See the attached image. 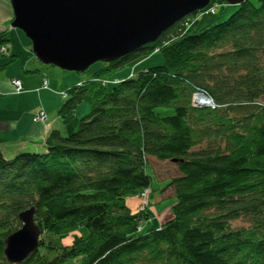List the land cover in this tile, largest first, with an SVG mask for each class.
Segmentation results:
<instances>
[{
  "label": "trees",
  "instance_id": "trees-1",
  "mask_svg": "<svg viewBox=\"0 0 264 264\" xmlns=\"http://www.w3.org/2000/svg\"><path fill=\"white\" fill-rule=\"evenodd\" d=\"M208 7L82 71L93 76L70 86L58 110L68 124L88 103L73 133L53 129L43 152L8 158L0 148V264H12L6 238L32 208L39 245L16 264H264V0L202 26ZM156 53L162 64L136 69ZM200 93L215 107H197ZM154 159L174 164L164 191L176 201L146 232L148 211L123 202L150 187ZM240 219L248 226L234 227ZM78 227L87 234L69 245L48 239Z\"/></svg>",
  "mask_w": 264,
  "mask_h": 264
},
{
  "label": "water",
  "instance_id": "water-1",
  "mask_svg": "<svg viewBox=\"0 0 264 264\" xmlns=\"http://www.w3.org/2000/svg\"><path fill=\"white\" fill-rule=\"evenodd\" d=\"M211 0H11V26L31 39L45 65L82 72L96 62H113L155 42L162 33ZM236 4L244 0H225ZM36 208L19 215L22 226L6 239L10 263L37 251L40 227Z\"/></svg>",
  "mask_w": 264,
  "mask_h": 264
},
{
  "label": "crops",
  "instance_id": "crops-1",
  "mask_svg": "<svg viewBox=\"0 0 264 264\" xmlns=\"http://www.w3.org/2000/svg\"><path fill=\"white\" fill-rule=\"evenodd\" d=\"M14 18L11 0H0V33L7 32L10 39L7 56L0 54V148L8 158L22 150H42L44 139L53 129L63 134L75 130L77 121H74V126L73 122L67 125L58 116L65 99L61 94L72 83L82 82L85 78L66 75L54 69L53 65H45L38 60L32 52L29 38L19 28L10 26ZM44 77L48 79L47 87L42 86ZM14 79L22 81L23 87L19 92L13 84ZM78 108L77 118L82 115L79 112L81 106ZM41 110L45 111L47 118L42 122L34 121V115ZM87 110L85 108L84 112ZM139 202L136 199L131 201V205L127 204L136 208ZM150 222L157 224L161 220L153 218Z\"/></svg>",
  "mask_w": 264,
  "mask_h": 264
},
{
  "label": "rangeland",
  "instance_id": "rangeland-1",
  "mask_svg": "<svg viewBox=\"0 0 264 264\" xmlns=\"http://www.w3.org/2000/svg\"><path fill=\"white\" fill-rule=\"evenodd\" d=\"M207 6H209L208 7L209 8L208 12L211 13V14L206 15L205 13H202V14L200 13V25H202V26L203 25H208V23H219L220 21H224V20L228 19L229 15L231 13H233L234 11H236L237 8H238L236 4H231L229 2L227 3L225 0H211L208 3ZM12 23H13V21H12ZM12 23H11V25H12ZM14 29H16V28H14ZM24 36H25V34H24ZM26 37H28V36H26ZM29 40L31 42L30 38H29ZM3 48H5V50H3ZM0 49H1V51L3 50L2 52L0 51V54H2L3 56H5V55L7 56L8 50H9L8 43L6 45H0ZM32 52H33V48H32ZM162 60L163 59H162L161 53L153 54V55L145 58V61L143 60L142 64L141 63L138 64V66H136V69L137 70H143V69H146V67H152V66H156L158 64H162L163 63ZM100 63H102V62H100ZM92 65L93 66L90 67L92 69V71L93 70H98L101 67V65L97 64V63H94ZM53 67H54V69H58L59 71H62L66 75L78 76L81 79H82L83 76L85 77L84 79H86V80L88 78H90L91 76H93L92 75V71H87V72L80 73V72L72 71V70L71 71H67V70L59 68L57 66H53ZM55 67H57V68H55ZM127 71H131V67H126L125 70L124 69L119 70V71L116 72V74H117V76H124ZM116 74H110V77L112 79H114V75L116 76ZM69 76H66V77H69ZM15 80H18V79H14L13 80V84H14ZM44 80L47 81V85H48L47 77H44L43 81ZM66 83H67V80H66ZM73 84H76V83H72L70 86H72ZM47 85H43V83H42V86H44V87H47ZM15 89H16V87H15ZM16 91H17V89H16ZM64 95H65V92H62L61 96L64 97ZM201 96L205 98V100H206L205 103H201L200 104L199 102H197V98L201 97ZM193 103L197 107L207 106V107L211 108V107L215 106V102H213L212 98L210 100V97H208L207 95H204V94H195ZM86 104L84 103V104L81 105V110L79 112L82 115H80V117H78V118L77 117H73V119H74L72 121L73 122V126H74V123H75L74 121L78 122L77 123V126H78L81 117L84 116V114L87 113L90 110V107H89L87 102H86ZM86 107H89V110L84 112ZM41 111H44V110H41ZM41 111L34 115V117H33L34 121H37V122L45 121V119L47 118V114L44 115V118L42 120L35 119V117L40 115ZM39 117H41V115ZM70 124H71V122L68 123L67 125H70ZM65 135H67V134L65 133ZM44 148L45 147H43L42 150H37V151L38 152H43ZM22 151L32 152V151H36V150H32V151H30V150H22ZM146 169H147L148 175L152 179L150 187L148 189H146L145 191H142L141 193L136 195L137 198H139V200L137 199L138 202L140 200L141 201L139 202V205L136 208H132V210L133 211H136V210L138 211V209L139 210L144 209V210L148 211V213L150 214V218H149L148 221H146V220L143 221L144 222V226H145L144 228H145V230L147 232L148 230H153V229L159 227V225L164 224V222H166V220L171 218V214H172L171 207L173 206V203L176 200H175V197L174 196L172 197V195H171V194H173L172 190L164 191L165 187L170 182V180L164 178L165 177L164 175L168 174L169 176L170 175L172 176V174H175L176 168H175L173 163L162 162V161L160 162V161L154 159V160L150 161V163H149V165H147ZM136 196H130V198L125 199L123 203L124 204L125 203L130 204L132 200L136 201ZM141 197H142V199H140ZM153 218H157L158 220H161V223L160 222L159 223L156 222L157 224H155L154 222L151 223L150 220L153 219ZM233 224H234V227L239 228V226H248L249 223H247L243 219H240V220L236 221ZM14 233H12V234H14ZM12 234H10V235H12ZM85 234H87V230L84 227H78L75 230L68 231L64 235L63 238H60V237H58V238L57 237H49L48 236V239L51 240L53 243H55L57 245L58 244L69 245L72 242V240H73V235L79 236V235H85Z\"/></svg>",
  "mask_w": 264,
  "mask_h": 264
},
{
  "label": "built area",
  "instance_id": "built-area-1",
  "mask_svg": "<svg viewBox=\"0 0 264 264\" xmlns=\"http://www.w3.org/2000/svg\"><path fill=\"white\" fill-rule=\"evenodd\" d=\"M3 50H5V48H3ZM2 50V51H3ZM0 51H1V49H0ZM1 51V52H2ZM43 85H47V81L46 80H44L43 81ZM14 86L16 87V89H17V91L19 92V91H21L22 89V86H23V84H22V82L18 79V80H15L14 81ZM200 94H202V93H200ZM211 100V99H210ZM213 107H215V106H213ZM212 108V107H211ZM41 115V117H39ZM40 115H38L37 117H35V119H39V120H42L43 118H44V115H46V113L44 112V111H41V113H40ZM140 199H142V197L140 198ZM141 201V200H140ZM143 208V207H142ZM141 208V209H142Z\"/></svg>",
  "mask_w": 264,
  "mask_h": 264
},
{
  "label": "bare ground",
  "instance_id": "bare-ground-1",
  "mask_svg": "<svg viewBox=\"0 0 264 264\" xmlns=\"http://www.w3.org/2000/svg\"><path fill=\"white\" fill-rule=\"evenodd\" d=\"M205 101H206L205 98L202 96L197 98V102H199L200 104L205 103Z\"/></svg>",
  "mask_w": 264,
  "mask_h": 264
}]
</instances>
